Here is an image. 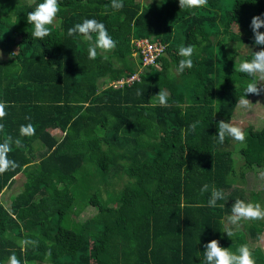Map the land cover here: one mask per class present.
<instances>
[{
    "label": "trees",
    "instance_id": "16d2710c",
    "mask_svg": "<svg viewBox=\"0 0 264 264\" xmlns=\"http://www.w3.org/2000/svg\"><path fill=\"white\" fill-rule=\"evenodd\" d=\"M27 1L0 0L6 56L0 59V103L7 106L0 142L11 136L23 143L9 153L19 167L0 175V198L17 175L25 178L8 207L0 199V264L13 252L21 264H201L213 239L233 251L247 244L256 264H264V252L251 245L264 220L242 221L231 238L224 233L233 231L226 222L235 200L264 207L260 192L246 195L240 185L254 167H264V126L244 129L240 174L228 149L232 138L223 144L214 138L219 121L231 122L251 81L234 67L239 57L252 56H241V45L257 47L250 23L264 15V0H208L193 10H181L178 0H122L121 10L109 7L107 14L111 0H59L58 24L43 40L31 36L26 18L35 6ZM84 19L104 23L119 46L107 59L89 60V42L67 35ZM137 38L167 44L159 70L141 69L131 45ZM182 45L195 46L194 66L176 74ZM139 70V81L112 86ZM160 89L169 94L167 106H152ZM28 123L35 134L19 137ZM92 157L102 177L111 173L127 183L116 207L92 193L85 207L97 213L75 226L67 222L78 211L72 188ZM205 184L209 191L201 194ZM212 187L225 194L216 207L208 206ZM23 239L37 246L22 251Z\"/></svg>",
    "mask_w": 264,
    "mask_h": 264
},
{
    "label": "clouds",
    "instance_id": "9594fccd",
    "mask_svg": "<svg viewBox=\"0 0 264 264\" xmlns=\"http://www.w3.org/2000/svg\"><path fill=\"white\" fill-rule=\"evenodd\" d=\"M207 2L208 0H178L179 8L181 10L198 9L205 6ZM123 6L122 0H111L110 6H105V12L103 14H107L109 7L113 11H119L123 8ZM59 12V0H43L42 3H38L35 6L34 10L28 12L26 20L28 25L32 27V38L43 40L45 37H48L50 35L49 26L55 23ZM250 28L253 33L254 45L259 47L260 50L255 52L252 51L250 60H243L238 64L235 62L234 67L235 71L246 74L251 78V81L244 89L243 95L238 98V102L235 106L237 109L244 110L253 105L252 102L245 97L250 94L259 96L262 89L258 85L264 83V32L260 31L261 28H264V15L254 16L251 19ZM67 35L69 37L78 35L84 41L89 42L87 49L89 60H95L98 54H102L104 59H107V54L113 51L116 47V41L109 35L105 24L96 19H84L82 23H77L75 26L70 28ZM194 52V45H182L179 47L178 55L181 59L175 69L176 74H181L185 71V69H191L194 66L192 59ZM136 94L137 96H140L142 95V92L138 90ZM168 98V92L160 89L158 94L154 95L156 103L152 106H156L158 104L159 106L165 107L167 106ZM6 107L7 106L4 103H0V120H3L7 115ZM25 119H30V117H26ZM197 123L190 125L192 131H195ZM217 129L218 135L214 136V138H216L221 144L224 143L226 137H230L238 143H243L246 139V133L244 130L239 126L234 125L232 122H225L221 120L217 124ZM3 131L4 125L0 124V132ZM35 132L36 129L31 123L21 125L19 128V137H31L35 134ZM13 144L17 148L23 147V143L20 138L13 139L11 136L6 137L3 142H0V175L19 167L14 160L8 158L9 153L12 151ZM209 187L210 186L208 184L203 185L200 190L201 194L208 192ZM224 198L225 194L222 190L212 187L210 191V198L208 200V206L216 207L217 202L223 200ZM220 206L223 207V205ZM230 212L231 214L227 217V222L234 226L239 225L242 221L251 222L264 220V207H262L260 203L245 202L237 199L232 204ZM224 233H226L229 238L235 234L231 229H226ZM19 244L21 250L26 251L28 246H37V241L23 239L19 242ZM204 249L205 251L202 254L203 260L201 261V264H256L252 251L247 244H242L237 247L235 251H233L231 248L221 247L219 241L213 239L204 245ZM50 256L51 252L49 251L46 254V259L50 258ZM7 264H21V261L13 252V254L8 258ZM24 264H27V261H25Z\"/></svg>",
    "mask_w": 264,
    "mask_h": 264
},
{
    "label": "rangeland",
    "instance_id": "374dc122",
    "mask_svg": "<svg viewBox=\"0 0 264 264\" xmlns=\"http://www.w3.org/2000/svg\"><path fill=\"white\" fill-rule=\"evenodd\" d=\"M137 1L141 3H148L151 0ZM27 4H33L34 6H36L38 3H35L34 0H28ZM55 24L57 25L58 22L55 21ZM236 31L237 29H234V32ZM237 44L238 43H230V46L236 47ZM118 47L119 46H117L114 51L118 50ZM237 50L239 54H241V56H245L251 51L255 52L259 51L260 49L252 46H250L249 48L247 45L243 44ZM0 54H2L0 55V59L6 57L1 51ZM134 57L137 58V56ZM240 61H243V58L239 57L236 63L238 64ZM259 86L262 89V94L259 96L251 95L247 98L252 102L253 105H251L246 110L235 108V112L233 114L231 122L234 125L241 127L243 130L247 127H252L255 130H260L264 126V83H261ZM54 134H57V136H59L60 132L56 131L54 132ZM242 145L243 143L235 142L232 139V141H230V145L228 146V149L232 152V158L236 163L235 168L238 174H240L241 171L244 169L242 165H244L245 163L244 159H242L238 153V150L241 148ZM37 150H40V148ZM92 159H94V157L88 158L85 161L82 170L77 174L78 182L76 186L72 188L76 195V209H78V211L77 214H75V220L71 219L69 216L67 217V222L75 226L78 223L83 222V220H85L86 218H89L90 216H93L97 213L96 208L91 206L85 207L86 200L92 193L96 192L99 195L98 197L100 198V200L109 207H116L118 199L120 198L122 187L125 183H127V179L122 181V179L113 178L111 173L110 175L102 177V175L99 174V171L96 170V165L93 164ZM23 182L24 177H22L21 174L15 177L14 183L11 185L10 188L3 192L0 198L1 203L3 205L7 206L9 204L10 198L12 197L11 200H13L17 193L22 190ZM240 185L244 188L246 195L251 192H260L262 198H264V167H254L253 170L246 175L244 183L242 182L240 183ZM226 226L232 227L233 225L226 222ZM233 227L234 228L232 229L235 230L236 228L239 229L240 226L235 225ZM251 245L252 247L257 246L261 248V250L264 252V232L260 236L259 240L251 243Z\"/></svg>",
    "mask_w": 264,
    "mask_h": 264
},
{
    "label": "built area",
    "instance_id": "2783aa9c",
    "mask_svg": "<svg viewBox=\"0 0 264 264\" xmlns=\"http://www.w3.org/2000/svg\"><path fill=\"white\" fill-rule=\"evenodd\" d=\"M131 44L136 51L134 55L140 56L141 69L146 67L157 68V61L162 55H164L167 48V44L159 41H154L149 38L132 39ZM140 73L141 70L127 78H123L116 81L115 83H112V86L118 87L123 86L124 84L132 85L135 81H139Z\"/></svg>",
    "mask_w": 264,
    "mask_h": 264
},
{
    "label": "crops",
    "instance_id": "0c3cea01",
    "mask_svg": "<svg viewBox=\"0 0 264 264\" xmlns=\"http://www.w3.org/2000/svg\"><path fill=\"white\" fill-rule=\"evenodd\" d=\"M134 56H136V55H134ZM156 69H157V70H159V69H160V64H158V66H157V68H156ZM139 71H140V70H139ZM19 175H20V174H19ZM19 175H18V176H19ZM21 176H22V177H24L23 175H21ZM16 177H17V176H16ZM24 181H25V178H24ZM10 187H11V185H10L8 188H10ZM8 188H6L5 190H7ZM5 190H4V191H5ZM2 194H3V193H2ZM2 194H1V196H2ZM10 201H11V200H10ZM10 201H9V204H10ZM9 204H8V205H9ZM8 205H7V206H6V205H4V206L8 207ZM233 226H234V225H233ZM235 231H236V229H235V230H233V232H235ZM7 237H8V238H9V237H10V238H12V236H11V234H10V233H8V234H7Z\"/></svg>",
    "mask_w": 264,
    "mask_h": 264
}]
</instances>
